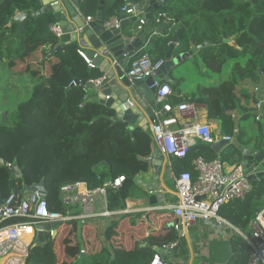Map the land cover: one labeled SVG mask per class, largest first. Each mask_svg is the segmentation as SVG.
I'll list each match as a JSON object with an SVG mask.
<instances>
[{"label":"trees","instance_id":"16d2710c","mask_svg":"<svg viewBox=\"0 0 264 264\" xmlns=\"http://www.w3.org/2000/svg\"><path fill=\"white\" fill-rule=\"evenodd\" d=\"M103 1L104 19L119 16L126 1L142 3L143 0H81L79 11L83 16H93ZM41 7L38 0H0V63H10L23 54H31L43 49V58L57 45L60 39L50 30L56 23L50 12L28 17L22 28L14 20L16 12L36 11ZM166 12L172 19L170 32L156 34L154 30L145 34V43L132 59L147 54L155 63L164 59L169 50V42L174 33L177 37L175 54L187 52L193 46L209 41L193 55L199 79L189 95L184 94L187 86L193 83L188 78H176L169 73L173 94L172 104L190 101L205 106L206 118L214 122L223 135L232 136L239 127L237 139L244 145L260 148L262 127L257 136L246 138L243 124L235 121L232 114H240L246 109L241 100L248 99L238 85L245 82L258 84L264 76V0L252 4L250 0H169L157 9L147 12V18L158 12ZM152 20V19H151ZM234 37L239 48L221 38ZM227 48V56L217 50ZM78 41H70L54 55L59 59L60 68L54 78L53 89L45 90L43 80L38 79L26 99L5 109L6 122L0 123V196L5 199L11 193H21L28 184L44 180L47 189L45 196L48 208L65 212L60 197L62 184L82 181L89 188L101 186L119 175L124 176L120 189H108L106 201L108 209H121L136 184V176L145 172L152 152L151 130L142 127L128 129L126 123L112 120L113 111L95 101L87 100L86 87L73 84V77L89 81L100 77L96 68H90L78 53ZM237 58L230 73L215 77L229 64L231 52ZM238 53V55H236ZM188 59L179 66L186 68ZM73 73V77L71 75ZM164 82L168 81L164 79ZM213 144L196 142L183 158L170 157L171 165H176L177 175L189 171L193 179L196 173L192 162L202 156L206 160L219 157L223 162L240 151L228 145L221 153L215 152ZM6 163L16 165L20 177H13ZM260 178V177H259ZM227 219L234 225L245 228L250 219L264 206V179L253 181L251 193L243 200L227 204ZM46 236L43 244L32 247L25 264H61L59 246L54 250L52 239ZM50 239V240H48ZM234 259L247 264L248 246L238 235L234 237ZM52 243V244H51ZM161 243V240H160ZM71 253L72 249L67 250ZM66 252V255L69 253ZM103 250L81 254L76 250L70 264H101ZM116 258L109 263L105 256L103 264H148L152 259L139 250H116Z\"/></svg>","mask_w":264,"mask_h":264},{"label":"built area","instance_id":"2783aa9c","mask_svg":"<svg viewBox=\"0 0 264 264\" xmlns=\"http://www.w3.org/2000/svg\"><path fill=\"white\" fill-rule=\"evenodd\" d=\"M69 1L74 3V0ZM80 2L81 0H77L74 4L77 12H80ZM137 4L126 1L120 12L133 22L132 29L135 32H141L148 18L142 3L139 11H136ZM96 18V15L85 16L83 18L84 25ZM153 21L156 25L168 23L165 32L166 35L169 34L172 19L166 12L155 14ZM120 22L119 16H112L104 19L103 26L118 28ZM50 30L58 38L62 34L57 22L50 25ZM76 32H82V26L77 28ZM78 43V53L89 67L93 66L80 49L84 46L81 37L78 38ZM164 61V59H160L152 63L147 54H142L130 61L125 74L132 82L142 80L154 75L164 64ZM101 80L102 78H97L90 81L99 83ZM149 87L155 91V106L152 109L154 120L152 119L150 124L153 144L166 160H170V157L173 156L176 158L185 157L190 147L196 142L214 144L218 141L213 135L207 118L200 112L198 104L190 101L172 104L170 97L173 91L167 82L154 80ZM253 90L256 94L260 93L258 86H255ZM231 117L234 118L235 114H232ZM263 117L264 99L257 97L254 119L260 121ZM220 139L232 141L231 136H222ZM263 161L258 165L253 160L250 163L240 160L226 169L224 162L219 157L206 160L204 157L198 156L192 162L196 177L193 179L189 171H183L176 175L173 183L176 202L165 207L170 209L180 219V224L185 227L198 221L211 220L225 224L247 244V264H264V206L255 212L249 231L236 228L220 216L223 206L235 200H243L251 193L253 184L248 176L257 172L264 174ZM6 165L9 168L13 166L11 163H6ZM124 179L123 175H119L95 188H89L82 181L62 184L60 197L66 208L65 212L50 210L45 195L38 191L26 192L24 190L19 194H9L0 203V264H25L38 232H43L45 237L52 236L59 233L58 227L62 224L65 226H70L73 223L83 224L95 217L112 214L113 212L106 207L108 189H120ZM97 201L102 202L104 207L98 208ZM55 222L60 223L56 231L51 227L43 228L44 224L51 225ZM170 247V245H163L161 249ZM148 264H166V262L163 260L162 254L157 252L153 254Z\"/></svg>","mask_w":264,"mask_h":264},{"label":"crops","instance_id":"0c3cea01","mask_svg":"<svg viewBox=\"0 0 264 264\" xmlns=\"http://www.w3.org/2000/svg\"><path fill=\"white\" fill-rule=\"evenodd\" d=\"M150 2L151 0L144 2V11L147 9ZM75 11L80 14L81 17H85L80 12H77L76 9ZM17 13L18 12H16V14ZM153 16L154 14L151 16L152 20L148 19L144 24L143 31H134L135 34L133 35L141 37L144 40V43L145 34L152 30L156 33V30L161 26L155 24ZM68 21H71V18H68ZM132 25L133 22L130 20L123 29V32L133 28ZM59 39L60 44L69 43L71 41L70 33H62ZM230 40L231 42L229 44L238 49L239 46L236 39L232 37ZM176 47L177 44L175 48ZM217 51L221 55L227 56V48L220 47ZM42 52L43 49L39 48L31 54L21 55L18 59L10 63H0V112H5V109H9L15 106L20 100L26 99L30 94L33 84L38 79L43 80L45 90L53 89L54 78L60 68V62L54 55L55 53L50 55L52 51L46 55L45 58H43ZM196 52L187 58L188 63L186 68H181L179 66L180 62L171 67L167 73L169 74L172 72L176 78L185 77L193 80V83L187 86L184 90V94L186 95L190 94V91L195 86V82L198 81V78L206 80L204 76L197 74L195 69L193 55ZM175 55L177 54L173 51V56ZM236 55H238V53H236ZM233 57L232 51L227 63L229 65L221 73L214 74L215 77L230 73L231 66L238 58ZM128 62L129 59L125 60L123 63L124 65L122 66L125 73L128 67ZM166 77L170 80L168 81V84L170 85L172 79L169 75ZM164 79L165 77L162 74L157 77L158 81H164ZM255 86L259 87V94L254 92L253 88ZM238 89H241L242 92L245 91L249 98L241 100V103L246 110L240 112V114L236 115L234 119L236 123L239 121V123L243 124L246 131V138H249V136H257L259 133V125L262 129L264 128V117L260 121L254 119L256 99L257 97L264 99V76L261 77V81L258 84L245 82L239 84ZM86 92L88 97L94 93V90H92V88H87ZM198 106L200 112L203 113L206 118L205 106L202 104H198ZM208 122L211 125L213 135L217 140L222 136H227L221 133L220 129L214 122ZM126 127L128 128L127 125ZM148 129L150 130V128ZM237 134H239V127L235 128L234 134L231 136L232 141L224 144L219 151L215 150V152L221 153L228 145H233L237 148H239V146L250 147L251 152L253 153L259 149L258 147L253 148L251 146V140H249L250 145H244L239 142ZM154 147L153 144L152 152ZM241 155V151H239L238 153L231 155L228 160L224 161L226 169L232 166V164L238 162L237 159ZM171 161L172 160H166L164 158L163 171L157 181L159 183L157 191L150 193L142 186V182L147 183L154 177V171L151 162L149 161L147 170L142 172V174L136 178V184L131 187L130 195L125 199L124 206L121 209H109L113 212L112 214L95 217L83 224L73 223L70 226H64L62 239L66 236L65 234H69L73 239V242L70 244L71 246L68 247L67 250L71 248V252L74 255L76 250H79L80 252L84 250L81 252L83 255L80 256V254L78 256L79 258L83 257L85 254L97 253L103 250V257L100 262L103 264L105 262V256L110 258L109 263L116 258L115 251L117 249L125 251L139 250V252L145 257L150 258L152 254L157 253L156 249L162 248L163 245H170L172 247L173 244L176 243L177 258H175L174 254H168L165 260L166 264H243L242 260L234 259L236 253L234 252L233 242L235 241L234 237H236L237 234L234 230L226 227L225 224L214 222L213 220L207 222L198 221L188 227L184 226V232L181 235L178 234L176 228L178 224L177 217L170 209L165 207L166 205L176 202V196L173 192V183L177 172L176 165L173 167ZM261 178L264 179V176L260 178L258 177L255 181H258ZM156 193H161L162 195L159 196L157 204H150L148 197L151 194ZM97 207L102 208L104 205L102 202L97 201ZM228 212L229 208L226 204L222 207L220 216L231 223L225 216ZM251 219L245 228L238 227L233 223L231 224L243 231H249L251 228ZM60 248L61 247H59V249Z\"/></svg>","mask_w":264,"mask_h":264},{"label":"water","instance_id":"95a60500","mask_svg":"<svg viewBox=\"0 0 264 264\" xmlns=\"http://www.w3.org/2000/svg\"><path fill=\"white\" fill-rule=\"evenodd\" d=\"M74 3L69 0H39L41 7L36 11H21L15 14L14 20L20 22V27L22 28L25 20L28 17H35L36 15L44 12H50L54 14L55 20L60 26L62 33H70L71 41H78L81 37L84 46L80 49L84 52L85 56L91 61V68H96L100 73L102 80L99 83L89 81L78 80L73 77L74 85H81L87 88H92L94 93L87 97L88 101H95L99 104L113 111L112 120L123 121L127 124L128 129L134 127H142L144 130L150 128V124L153 119L152 109L154 108L155 91L149 86L154 80H157L159 75H164L167 81H170L166 76L171 67L179 64L182 60L189 58L194 52L199 48L208 45L210 42L205 41L202 44L193 46L191 50L187 52H181L173 56V51L177 44V37L174 33L172 40L169 42V50L166 54L164 64L161 68L152 76H149L142 80L130 81L126 76L122 66L124 61L131 58L134 53L143 47L144 40L133 34L134 30L132 28L123 32L125 26L129 23V20L124 13L119 15L121 19L120 26L118 28L110 27L106 28L103 26L104 17L102 15L103 1H100L98 12L96 14L97 18L90 20L84 25V19L80 14L76 13L74 9ZM260 0H250L252 4H256ZM169 0H151L145 12H150L157 10L165 6ZM141 7V3L136 5V11L138 12ZM71 18V21H68ZM168 23H162L161 26L156 30V33L160 34L164 32ZM82 26V32H76V29ZM132 35V36H131ZM231 42L230 39L221 38L220 42ZM65 44L57 45L51 54L63 49ZM117 64V65H116ZM6 122L5 112H0V123ZM229 141L220 139L213 144V148L216 151ZM241 151V156L238 157V161L242 160L245 163H250L252 160L258 165L264 160V128L262 129V142L260 148L255 152H251L250 147L239 146ZM147 160L151 162L154 177L147 183L142 182L143 188L148 192L152 193L157 191L159 188V177L162 174L164 157L160 153L159 149L155 146L153 152L147 157ZM13 177H20L21 171L16 165L10 168ZM263 172H257L256 174H250L248 179L253 182L258 177H263ZM24 190L26 192L38 191L43 195H47V189L45 187L44 180L39 182L28 184L25 186ZM161 193L151 194L148 197L150 204H157L159 196ZM2 198L0 196V203ZM162 202V201H161ZM177 231L181 235L184 231V226L180 224V219L177 218ZM60 225L59 222L50 224H44V229H49L50 227L56 231V228ZM55 235H52L53 238ZM46 241V237L43 232H38L35 242L32 247L36 245L43 244ZM158 253L162 254V258L165 261L168 254H174L177 258V246L174 245L170 248L156 249ZM81 254L80 256H82Z\"/></svg>","mask_w":264,"mask_h":264},{"label":"rangeland","instance_id":"374dc122","mask_svg":"<svg viewBox=\"0 0 264 264\" xmlns=\"http://www.w3.org/2000/svg\"><path fill=\"white\" fill-rule=\"evenodd\" d=\"M152 149H153V144H152ZM140 174H142V172L138 173L136 178ZM64 226H65V224H62L58 227V231L60 234L57 238L52 239L53 240L52 243H53L54 250H56L58 246L61 247L59 249V252L61 253V257L63 260L61 262V264H70V260L74 257V254L72 252L69 253L67 251V248L71 246L70 244L73 242V239H72V236H70L69 234H65L66 236L64 237V239H62V234H63L62 232H63ZM48 240H50V239H48ZM66 252H68L69 254L66 255Z\"/></svg>","mask_w":264,"mask_h":264},{"label":"clouds","instance_id":"9594fccd","mask_svg":"<svg viewBox=\"0 0 264 264\" xmlns=\"http://www.w3.org/2000/svg\"><path fill=\"white\" fill-rule=\"evenodd\" d=\"M91 68V67H90Z\"/></svg>","mask_w":264,"mask_h":264}]
</instances>
